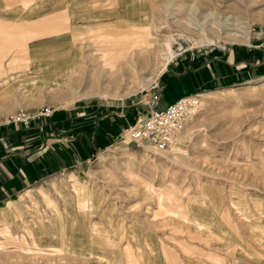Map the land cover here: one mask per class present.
I'll return each instance as SVG.
<instances>
[{"label": "rangeland", "instance_id": "obj_1", "mask_svg": "<svg viewBox=\"0 0 264 264\" xmlns=\"http://www.w3.org/2000/svg\"><path fill=\"white\" fill-rule=\"evenodd\" d=\"M0 1L11 5L0 12V30L11 31L0 64V206L43 186L59 216L32 190L25 221L39 208L57 244L59 231L83 229L95 247H122L100 264H169L168 251L175 264H264V0H143L109 20L71 22L70 38L59 32L60 0ZM102 40L117 48L113 67ZM153 94L157 107L196 99L172 147L131 136ZM22 112L27 124L13 120ZM76 185L95 187L88 209ZM82 216L89 225L79 228ZM21 234L30 242L13 226L17 242L0 245V264L96 260Z\"/></svg>", "mask_w": 264, "mask_h": 264}, {"label": "crops", "instance_id": "obj_2", "mask_svg": "<svg viewBox=\"0 0 264 264\" xmlns=\"http://www.w3.org/2000/svg\"><path fill=\"white\" fill-rule=\"evenodd\" d=\"M83 1L84 0H60L59 32L62 33V36H68L70 38V34H71L70 29L71 27L76 26V24L73 25L71 24V22L76 23V21H78L79 19H95L96 15H99L100 17L104 16V18L107 17L109 20V18L111 17L112 11L126 13L128 10L132 11L134 7L144 4L143 0L142 1L141 0H120V3L116 4L115 6H112V4H108V5L104 4L103 6H98L93 3L86 4V3H83ZM139 1H141L142 3ZM7 2H9V0ZM10 6H11L10 4L8 3L6 4L5 2L0 1V12L4 11L5 7L7 8L6 10H8ZM3 17L4 18L5 17L14 18L15 14L9 13V14L3 15ZM3 22L5 23V20ZM7 24L8 23H5V25ZM0 25H1V19H0ZM2 30L3 29L0 30V64H1L2 52H6L8 50V45H7V42L9 40L8 35L11 32V31L9 32L8 30H3V31ZM92 31L93 30H90V32ZM10 40L11 42H13L16 40V38L13 41L11 38ZM65 42H66V39H65ZM63 49L64 47L62 48V50ZM172 102H174V100L167 101L165 105H163L162 107H165L166 105ZM162 107H159V108H162ZM52 186L58 192L60 188L61 194L63 195V200L68 205L71 199H70V195L67 189L64 188L62 185H59V183L57 182H52ZM74 187L76 189H79L81 193L83 192L84 194L89 195L87 196L88 198L84 197V200H82V208H84L85 210V208L87 207L88 209L89 207L88 205L90 204L91 195L92 194L94 195L93 191L95 190V187L87 186V189L83 185H78V186L76 185ZM92 188H93V191H92ZM32 190H36L37 192H40L42 194V197L47 199L48 203L51 206L49 208L52 210V212H56L57 215L59 216V207L56 204V201L45 192V189L43 186L35 187V189H27L26 191H24V193H21L19 195L18 201L17 200L13 201L11 199H8L7 201H5L6 205L0 206V234H3L5 235V237H7L5 240L0 241V245H2L3 243L5 244L9 243L11 241L17 242L15 241V239H9V237H11V228L13 226L14 227L16 226L17 228H21L22 230L24 229V232L26 234L28 233L30 242L25 239V234H21L22 238L20 241L23 244L33 245V246H36L37 248H43V247L51 248V250L59 249V251L61 249L66 248L83 257L95 256L96 260L94 261H98V264H100L99 263L100 260L98 259H101V258L107 259L106 255L108 254L107 253L108 251H114V250H117L118 248L122 249V247L116 244L115 241L111 242L112 244H110L109 248L103 247L102 245H99V247H95L96 245L95 246L93 245L92 237L90 239L89 237L90 235L84 234L83 232L85 230L83 229H79L80 231L77 232L76 235H72V233H69V232L61 233V231H59V244H57L56 242L58 240H56V237H55L56 233L53 230H51L49 227V223L51 222L50 216L44 215L43 213H41L39 208L35 209L34 215H33L34 218L31 220L28 219L32 226V230L26 228L25 223L29 222V221H25L27 220L26 219L27 217L25 215L26 213L25 207L27 208V204L24 205L22 204L21 201H23L25 198H32V194H31ZM0 193H1V189H0ZM90 206L92 207V204ZM65 208H66L65 210H68L66 206ZM28 216L31 217L30 214ZM61 220H62V217H61ZM46 222L48 224H46ZM76 223H78L79 228L85 227L86 226L85 224L89 225L88 220L84 216H82L81 218H78L76 220ZM262 232L264 233V231ZM125 248L128 249V246H125ZM168 252L172 254V256H174V262H171L169 264H175V262L177 261V258H175L174 252L173 253L170 251ZM86 261L83 260L82 264H96V263H93L94 261L92 262L89 261V259H87ZM253 261L254 260H252L249 263L254 264ZM103 264H106V263H103ZM178 264H187V263L180 261ZM190 264H204V263L202 261L194 259L190 261Z\"/></svg>", "mask_w": 264, "mask_h": 264}, {"label": "built area", "instance_id": "obj_3", "mask_svg": "<svg viewBox=\"0 0 264 264\" xmlns=\"http://www.w3.org/2000/svg\"><path fill=\"white\" fill-rule=\"evenodd\" d=\"M158 100V94L151 96L152 107L140 120L138 126L132 130L131 136L138 143L149 142L160 147H171L179 139L187 122L196 113L197 102L194 97H188L159 108ZM32 117L22 112L13 120L27 124Z\"/></svg>", "mask_w": 264, "mask_h": 264}, {"label": "bare ground", "instance_id": "obj_4", "mask_svg": "<svg viewBox=\"0 0 264 264\" xmlns=\"http://www.w3.org/2000/svg\"><path fill=\"white\" fill-rule=\"evenodd\" d=\"M117 35V34H116ZM105 36V35H104ZM100 37V36H99ZM107 37V36H106ZM102 38V37H101ZM99 39V38H98ZM112 41V40H111ZM111 41L110 40H102L101 41V46H100V50H101V52H102V57H103V61L106 63V64H108V65H110L111 67H113V63H114V60H115V58H114V56H117L115 53L114 54H112L111 53V50H114V51H116V46H113V45H109V43H111ZM114 41V40H113ZM116 41V40H115ZM118 41V40H117ZM116 41V42H117ZM122 43V42H121ZM112 44V43H111ZM129 44V43H128ZM129 46V45H128ZM166 47H167V50L169 51V53L171 54L172 53V46H171V41L170 40H167L166 41ZM119 49V48H118ZM113 51V52H114ZM108 54H110V55H108ZM166 58V57H165ZM179 140V139H178ZM178 142H176V143H174L172 146H174V145H176ZM171 146V147H172Z\"/></svg>", "mask_w": 264, "mask_h": 264}]
</instances>
